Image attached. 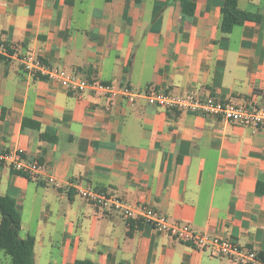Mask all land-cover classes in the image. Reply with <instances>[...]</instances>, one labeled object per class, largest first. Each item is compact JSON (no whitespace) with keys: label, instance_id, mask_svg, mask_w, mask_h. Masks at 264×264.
Segmentation results:
<instances>
[{"label":"crops","instance_id":"crops-1","mask_svg":"<svg viewBox=\"0 0 264 264\" xmlns=\"http://www.w3.org/2000/svg\"><path fill=\"white\" fill-rule=\"evenodd\" d=\"M189 1L192 16L179 1L0 0V40L118 88L264 108V0H239L262 19L229 34L220 0ZM0 150L43 166L27 179L0 165V195L20 212V237L34 239V264H232L97 209L77 195L88 185L264 259V127L70 93L0 61Z\"/></svg>","mask_w":264,"mask_h":264},{"label":"built area","instance_id":"built-area-1","mask_svg":"<svg viewBox=\"0 0 264 264\" xmlns=\"http://www.w3.org/2000/svg\"><path fill=\"white\" fill-rule=\"evenodd\" d=\"M0 61L16 62L28 74L53 82L70 93L99 94L112 100L120 96L131 105L143 98L148 104L166 111L214 117L231 125L255 130L264 127V108H255L250 102L235 104L195 92L176 95L158 89L134 91L128 87L118 88L52 66L32 53H22L19 47L11 46L4 40H0ZM22 155L21 150H0V165L8 166L12 172L23 174L29 179H35L42 172L43 166L36 160H25ZM77 195L99 210L117 212L127 221H141L159 234L172 237L199 251L214 252L232 264H264V259L252 249L232 240L195 232L187 224L169 221L149 206H130L114 192L99 191L88 185L77 188Z\"/></svg>","mask_w":264,"mask_h":264},{"label":"trees","instance_id":"trees-1","mask_svg":"<svg viewBox=\"0 0 264 264\" xmlns=\"http://www.w3.org/2000/svg\"><path fill=\"white\" fill-rule=\"evenodd\" d=\"M139 2L140 0H134ZM179 1L182 12L187 16L194 14L195 5L189 0H167L168 3ZM220 22L218 30L221 33L229 34L235 27H241L246 22H261V15L240 10L238 8L239 0H220ZM25 178L23 174L15 173ZM29 179V178H27ZM259 190V185L257 188ZM141 221H128L129 225H138ZM21 219L20 212L15 207L14 201L8 196L0 195V252L9 260V264H34L33 249L34 239L20 237ZM74 264H93L89 261H77ZM119 264H127L120 262Z\"/></svg>","mask_w":264,"mask_h":264}]
</instances>
